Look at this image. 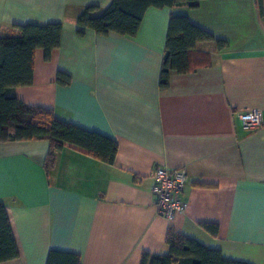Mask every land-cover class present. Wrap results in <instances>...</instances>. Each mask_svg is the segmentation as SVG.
Listing matches in <instances>:
<instances>
[{
  "label": "crops",
  "instance_id": "obj_1",
  "mask_svg": "<svg viewBox=\"0 0 264 264\" xmlns=\"http://www.w3.org/2000/svg\"><path fill=\"white\" fill-rule=\"evenodd\" d=\"M112 0H0V36L13 26L60 23V46L34 54L33 82L12 94L30 107L116 141L106 165L65 146L46 162L47 141L0 142V203L18 255L0 264H46L49 251L80 264H140L167 254L173 229L222 258L264 264V0H202L149 8L133 37L77 34L86 7ZM171 17H186L227 45H197L192 71L159 88ZM58 73L70 83H56ZM259 110L263 126L242 128ZM182 169L187 202L169 222L156 213L151 173ZM213 224L210 234L202 225Z\"/></svg>",
  "mask_w": 264,
  "mask_h": 264
},
{
  "label": "trees",
  "instance_id": "obj_2",
  "mask_svg": "<svg viewBox=\"0 0 264 264\" xmlns=\"http://www.w3.org/2000/svg\"><path fill=\"white\" fill-rule=\"evenodd\" d=\"M201 1L112 0L102 11L94 6L84 8L76 20L77 34L82 36L85 30H91L99 36L116 33L133 37L147 9L175 6L195 9ZM257 2L261 8V0ZM61 37L60 23L16 25L9 34L0 36V142L47 141L48 165L53 162L56 152L65 146L112 165L118 149L115 140L62 121L50 109L27 106L12 94L14 88L32 84L36 50L43 51L44 59L48 60L51 53L59 48ZM204 42H214L219 50L227 45L193 25L186 17L170 18L159 73L160 89L168 88L172 73L186 74L193 70L191 54L198 44ZM56 83L66 86L70 78L58 73ZM202 227L210 234H216L218 230L213 224H203ZM165 244L167 254L143 253L140 264H247L226 260L218 250L207 249L173 229L167 231ZM17 255L5 206L0 203V263L13 260ZM46 264H80V257L51 250Z\"/></svg>",
  "mask_w": 264,
  "mask_h": 264
},
{
  "label": "built area",
  "instance_id": "obj_3",
  "mask_svg": "<svg viewBox=\"0 0 264 264\" xmlns=\"http://www.w3.org/2000/svg\"><path fill=\"white\" fill-rule=\"evenodd\" d=\"M242 128L246 132H254L263 126L259 110H252L240 117ZM151 191L156 213L163 219L172 222L178 215L185 213L187 202L182 194L186 186V173L182 169L156 168L150 175Z\"/></svg>",
  "mask_w": 264,
  "mask_h": 264
}]
</instances>
